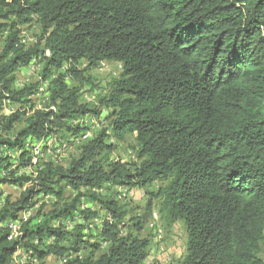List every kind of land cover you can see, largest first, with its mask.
I'll return each mask as SVG.
<instances>
[{"label":"trees","instance_id":"1","mask_svg":"<svg viewBox=\"0 0 264 264\" xmlns=\"http://www.w3.org/2000/svg\"><path fill=\"white\" fill-rule=\"evenodd\" d=\"M33 20L40 36L26 48L18 28ZM4 34L0 112L5 100L21 106L0 116V148H22L27 139L63 130L64 137L80 134L72 121L99 112L79 102L80 89L93 86L89 73L103 62L119 63L121 73L100 98L110 109V134L102 130L77 147L66 168L39 164L45 148L37 160L21 153L18 165L36 171L8 180L27 188L0 207V264H14L20 249L41 264L50 256L62 264H143L150 244L139 236L145 217L126 226L129 212L100 191L157 181L166 183L152 195L160 220L182 222L187 234L180 264H264V0H0ZM36 58L44 63L43 79L51 69L58 74L50 106L32 111L26 105L35 87L18 91L13 83ZM128 133L135 135L137 163L115 162L106 140ZM68 190L75 196L66 202ZM40 196L55 203L40 205L9 240L3 223L35 208ZM81 198L108 215L96 235L89 227L98 213L82 209ZM56 220L63 226H52ZM103 244L108 248L97 255Z\"/></svg>","mask_w":264,"mask_h":264},{"label":"rangeland","instance_id":"2","mask_svg":"<svg viewBox=\"0 0 264 264\" xmlns=\"http://www.w3.org/2000/svg\"><path fill=\"white\" fill-rule=\"evenodd\" d=\"M18 29L20 31L19 39L21 41V44L26 48L35 46L40 36L39 25L33 20V22H31L30 24L20 26ZM5 39L6 34L0 36V51ZM42 47L43 41L41 42L39 49L42 50ZM46 52L44 56L48 57V55H46ZM77 67L81 69L82 67H84V63L82 61L79 62L77 64ZM43 70L44 63L42 62V60L36 58L33 59L27 66L19 68L14 74L13 88L15 90L19 91L29 86L35 87L33 90L34 94L30 98H28L30 99V103L26 105V107L31 106L32 111L48 108L50 106L52 83L56 79L58 71L51 69L52 74L46 79H43ZM66 70L67 65H63L60 73L64 74ZM120 73L121 65L119 63L103 62L98 68L89 73L93 82L92 88H90L89 85H85L80 89L79 102L89 108H98L99 110V112L96 114L87 113L86 115H83L95 121L93 126H91L92 130L94 131L92 134L94 136L92 138H94L102 130H106V134H110L109 120H107L110 109L100 105V98H103L107 95L110 84L118 79ZM67 82L70 83V80L67 79ZM20 106L21 105L19 104H13L10 101L5 100L3 102L0 116H9L13 114L18 108H20ZM60 134H63V136H61ZM52 135L53 136L49 137V143L51 145L49 144L47 147H45L44 157L43 159H38V162L39 164H41L44 161H50L60 164L66 168L69 166L71 160L78 156L79 150L77 149V147L81 146L82 144L71 147V149L69 150L57 153L56 149L60 144L58 140L62 141L69 136L64 137V130L58 134ZM106 142L108 144H112L115 147L110 154V158L112 160L121 163H137L136 153L138 151V145L135 140L134 134L128 133L125 135L124 139L120 141L115 139H107ZM22 152H24L23 147L15 148L13 150L4 147L0 148V157L3 160L0 164V207L2 206L6 198L14 201L19 198L20 194L27 188L26 185L23 187H19L14 184H9L8 180L17 179L19 177L33 178L35 175L36 169L34 167H20L18 165V160ZM3 180H7L6 183H1V181ZM165 184L166 183L164 181H157L150 186H147L146 188L105 186L100 191L102 197L113 198L119 203V206H121L123 210L129 212L128 217L125 221L126 226L127 221L129 219L131 220L133 217H145V226L140 232L139 236L141 238H147L150 244L148 248V256L143 264H180L186 253L187 234L183 223L177 222L172 226H166L160 220L158 214L160 201L154 199L152 196L160 187H163ZM121 188L127 189L128 191H122L120 190ZM74 196L75 194L73 193V191L68 190L65 193V201L68 202L72 200ZM38 201L39 205H43L47 208L55 203V199L52 196H50V198L48 199H43L42 196H40L38 198ZM81 205L82 209L89 207L92 208L96 213H98L95 216L96 218L94 217V219L90 221L91 225L89 227L91 232H93V235H96L97 228L99 227L103 219L108 220V215L100 209V206L97 203L88 202L86 198H81ZM148 205L151 206V215L149 216L147 214ZM37 208L38 203L36 207L32 209H35L36 211ZM95 219H97L98 222H94ZM80 222L82 221H79V223ZM63 224L64 222L62 223V220H56L52 222V226H63ZM71 228L72 227L66 226L67 230H70ZM124 232H126V230ZM91 241L93 242V239ZM107 248L108 244L101 245L97 255L103 253ZM260 252L261 257L264 259V240L261 243ZM62 262L63 260L50 256L47 257L42 264H62ZM13 263L33 264L29 253H25L21 249L15 253L13 257Z\"/></svg>","mask_w":264,"mask_h":264},{"label":"bare ground","instance_id":"3","mask_svg":"<svg viewBox=\"0 0 264 264\" xmlns=\"http://www.w3.org/2000/svg\"><path fill=\"white\" fill-rule=\"evenodd\" d=\"M94 123H95V121L92 120V119H90V118H88L87 116L86 117H79V118H77L75 120L74 124L75 125H79L81 128H83V130H89L90 136H88V138H82V139H80V141H78L77 143H75L76 135L67 138L66 141H64L63 143L59 144L58 148L56 149L57 153L63 152V151H66V150H69V149H71V147L84 144L88 140H90L94 136V135H92L94 131L92 130V127H91V126H93ZM49 140H50L49 137L46 138V139L38 140L36 142H31L32 140H28L27 139V141L25 142V144L23 145V147H25V149H30L31 150V154L34 157H42L43 156V149L50 144L49 143ZM6 153H7V151H6ZM26 169H28V168H26ZM47 197L48 196H45V197H42V198L43 199L44 198L46 199ZM27 211H32V210L31 209L25 210V211L21 212L19 215H27ZM12 222H9L8 224H12ZM69 224H70V222H66V225L68 227H70Z\"/></svg>","mask_w":264,"mask_h":264},{"label":"built area","instance_id":"4","mask_svg":"<svg viewBox=\"0 0 264 264\" xmlns=\"http://www.w3.org/2000/svg\"><path fill=\"white\" fill-rule=\"evenodd\" d=\"M72 122H75V120H73ZM88 136H90L89 130H83L80 134L76 135L75 138V143H77L78 141H80V139L82 138H88ZM24 151L28 152L29 155L33 158H35L37 160L36 157H34L31 154V150L30 149H25V147H23ZM38 162V160H37ZM122 191L127 192V189L122 188ZM50 198V196L47 197V199ZM39 201H38V207H39ZM35 211V209H32V211H27V215H18V217L12 222V224H4L3 223V227H6L9 230V240H13L16 239L19 235H20V229L22 227V225L31 217V215L33 214V212ZM94 222H98L97 219L94 220ZM75 224L74 222H70L69 226L73 227V225ZM32 263L36 264L38 263L37 259L35 258H31Z\"/></svg>","mask_w":264,"mask_h":264}]
</instances>
